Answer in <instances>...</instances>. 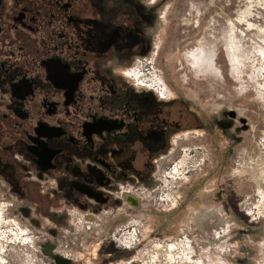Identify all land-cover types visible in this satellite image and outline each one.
Returning <instances> with one entry per match:
<instances>
[{
    "label": "rangeland",
    "instance_id": "1",
    "mask_svg": "<svg viewBox=\"0 0 264 264\" xmlns=\"http://www.w3.org/2000/svg\"><path fill=\"white\" fill-rule=\"evenodd\" d=\"M141 1L155 12L154 23L142 46L113 62L124 74L140 60L157 69V86L171 93V121L182 125L171 134L170 153L158 160L154 180L144 183V199L137 203L89 200L100 206L94 212L46 193L34 201H12L15 215L0 209V232L32 233L33 249L26 250L31 257L17 263L16 254L6 252L0 257L5 264H54V257L44 256V245L71 264H135L147 246L184 234L194 239L201 264H264V0ZM230 22L236 48L227 38ZM177 163L188 168L172 191L179 204L161 214L174 202L155 201L154 191L162 171ZM129 219L141 224L131 250L112 240L118 227L126 231ZM218 233L223 235L216 239ZM3 238L1 232V245ZM99 241L94 258L91 247Z\"/></svg>",
    "mask_w": 264,
    "mask_h": 264
},
{
    "label": "flooded vegetation",
    "instance_id": "2",
    "mask_svg": "<svg viewBox=\"0 0 264 264\" xmlns=\"http://www.w3.org/2000/svg\"><path fill=\"white\" fill-rule=\"evenodd\" d=\"M154 15L141 0H0L2 214L46 193L116 201L111 191L154 180L182 128L171 121V93L138 86L113 62L143 45ZM1 232L2 259L31 257L30 230Z\"/></svg>",
    "mask_w": 264,
    "mask_h": 264
},
{
    "label": "built area",
    "instance_id": "3",
    "mask_svg": "<svg viewBox=\"0 0 264 264\" xmlns=\"http://www.w3.org/2000/svg\"><path fill=\"white\" fill-rule=\"evenodd\" d=\"M135 72V73H134ZM131 77H133L135 83L143 88L151 89L154 91H162L159 85L157 86L158 71L149 60H140L134 71L130 72ZM177 169L180 170V175H176L174 170L176 167H171L167 171H162L160 185L154 191L155 201H160L162 204H171L174 202V197L172 194L173 189L176 187L175 184L181 177H184L188 173V168L182 167L183 165L176 164ZM159 184V183H158ZM144 188L131 189H120L114 193V198L118 201H142L145 195ZM135 205V204H133ZM86 222H90L88 216L85 217ZM127 228L122 229L118 227L117 232L113 235V242L117 245L126 248L128 250L133 249L138 242L139 230L141 229V224L135 219H129L126 224ZM125 226V227H126ZM223 234H215V238L218 239ZM153 244L147 246L142 250L139 259L135 260V264H201L198 259H196L197 247L194 239L189 235H182L181 237L169 241L167 244L158 243V245ZM198 250H202L199 248ZM175 253V254H174ZM146 254V255H144ZM178 254V256H175ZM166 258V259H165ZM132 263V262H131ZM130 262L128 264H131Z\"/></svg>",
    "mask_w": 264,
    "mask_h": 264
},
{
    "label": "crops",
    "instance_id": "4",
    "mask_svg": "<svg viewBox=\"0 0 264 264\" xmlns=\"http://www.w3.org/2000/svg\"><path fill=\"white\" fill-rule=\"evenodd\" d=\"M178 198H180V197H178ZM178 198H177V201H175L173 204H171V205H169V207L167 208V209H165V210H162L161 211V214H164V213H168V214H170L171 213V211L172 210H175V208L177 207V205L179 204V200H178ZM95 204L96 203H91L90 201H75L74 202V205H75V207H77L78 209H83V210H86V209H88V210H91V211H94V212H97L100 208H98V204H97V206H95ZM113 204V203H112ZM114 204H115V202H114ZM116 205V204H115ZM100 207V206H99ZM160 212V211H159ZM221 214L223 215V216H225V218H226V221H231V222H234V221H232L230 218H229V216L230 215H227V213H222L221 212ZM147 218H149V216H147ZM224 218V219H225ZM148 222V220L146 219L145 220V222ZM146 224V223H145ZM100 244V241L97 243V244H94L95 246L94 247H91L92 249H93V252H94V258L96 257V255H97V253L100 251V247L98 246ZM236 245H238L237 243H236ZM110 256V255H109Z\"/></svg>",
    "mask_w": 264,
    "mask_h": 264
},
{
    "label": "bare ground",
    "instance_id": "5",
    "mask_svg": "<svg viewBox=\"0 0 264 264\" xmlns=\"http://www.w3.org/2000/svg\"><path fill=\"white\" fill-rule=\"evenodd\" d=\"M243 19V17L241 16L239 19H238V21L240 22L241 20ZM234 22H237V21H234ZM234 23H232V22H230L229 23V33H228V39L231 41V43H232V47H235V44H234ZM236 48V47H235ZM237 50V49H236ZM198 54V53H197ZM192 55V54H191ZM199 56V60H202V57H200V54L198 55ZM192 58V57H191ZM198 63V62H197ZM196 63V64H197ZM181 163H179V165H180ZM181 165H184V164H181ZM181 165H180V167H181ZM177 166V165H176ZM175 166V167H176ZM177 170V172H175ZM178 171L180 172V170L179 169H175L174 170V172L173 173H175L176 175H180V174H178ZM121 245V244H120Z\"/></svg>",
    "mask_w": 264,
    "mask_h": 264
},
{
    "label": "water",
    "instance_id": "6",
    "mask_svg": "<svg viewBox=\"0 0 264 264\" xmlns=\"http://www.w3.org/2000/svg\"><path fill=\"white\" fill-rule=\"evenodd\" d=\"M87 196L89 199H93L94 201H96L100 204H105L107 202L105 199L104 200L100 199L99 194H93V193L90 194L89 193ZM55 260L58 264H70L69 260H67V259L56 258Z\"/></svg>",
    "mask_w": 264,
    "mask_h": 264
}]
</instances>
